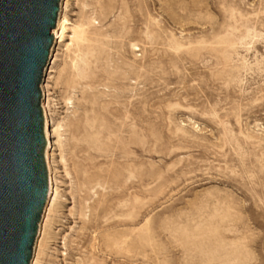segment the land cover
Listing matches in <instances>:
<instances>
[{
	"label": "rangeland",
	"instance_id": "rangeland-1",
	"mask_svg": "<svg viewBox=\"0 0 264 264\" xmlns=\"http://www.w3.org/2000/svg\"><path fill=\"white\" fill-rule=\"evenodd\" d=\"M65 26L39 264H264V0H69Z\"/></svg>",
	"mask_w": 264,
	"mask_h": 264
},
{
	"label": "water",
	"instance_id": "water-1",
	"mask_svg": "<svg viewBox=\"0 0 264 264\" xmlns=\"http://www.w3.org/2000/svg\"><path fill=\"white\" fill-rule=\"evenodd\" d=\"M69 0H0V264H31Z\"/></svg>",
	"mask_w": 264,
	"mask_h": 264
},
{
	"label": "bare ground",
	"instance_id": "bare-ground-1",
	"mask_svg": "<svg viewBox=\"0 0 264 264\" xmlns=\"http://www.w3.org/2000/svg\"><path fill=\"white\" fill-rule=\"evenodd\" d=\"M66 30H67V28L65 26L64 34H63V40L65 39ZM63 40H62V43H63ZM60 128L61 127L54 128V125L52 124V121L49 118V124H48L47 136H46L47 145H46V149H45V162H46V166H47V170H48V179H49V193H48V200H47V203L45 205L44 212H43L44 217L42 215V218L40 221V223L42 222V225H41V229H40V235L38 232L39 238L37 241V248H36L35 256H34V259L32 258L33 261L31 264H39L38 260H39L40 253L37 251V249H39V247H41V242L39 241V239L44 234L46 224L49 220L51 208L54 206V203L57 201L58 196H59L58 189L55 187V184H54V170H53V166H52V159L54 157L55 146L60 145V137H61L60 133H59ZM56 138H58V141L54 142ZM46 206H47V208H46ZM45 209H46V211H45Z\"/></svg>",
	"mask_w": 264,
	"mask_h": 264
}]
</instances>
